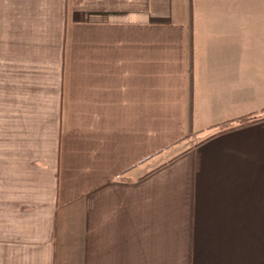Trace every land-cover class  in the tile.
<instances>
[{
    "label": "crops",
    "instance_id": "0c3cea01",
    "mask_svg": "<svg viewBox=\"0 0 264 264\" xmlns=\"http://www.w3.org/2000/svg\"><path fill=\"white\" fill-rule=\"evenodd\" d=\"M264 0H0V264H264Z\"/></svg>",
    "mask_w": 264,
    "mask_h": 264
},
{
    "label": "trees",
    "instance_id": "16d2710c",
    "mask_svg": "<svg viewBox=\"0 0 264 264\" xmlns=\"http://www.w3.org/2000/svg\"><path fill=\"white\" fill-rule=\"evenodd\" d=\"M264 120V114L261 115H244L234 119L233 121H225L221 124V128L218 132H223L227 130L234 129L236 127H241L250 123L259 122Z\"/></svg>",
    "mask_w": 264,
    "mask_h": 264
}]
</instances>
